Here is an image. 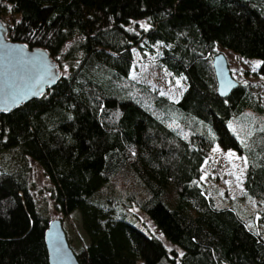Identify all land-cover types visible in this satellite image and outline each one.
<instances>
[{
	"label": "trees",
	"instance_id": "1",
	"mask_svg": "<svg viewBox=\"0 0 264 264\" xmlns=\"http://www.w3.org/2000/svg\"><path fill=\"white\" fill-rule=\"evenodd\" d=\"M0 20L9 41L44 50L58 73L69 66L38 98L0 112V151L22 161L0 167V264H47L49 221L27 160L52 184L56 211L80 212L79 264H264V107L241 82L219 97L211 65L219 46L258 59L264 79V0H0ZM140 20L147 30L125 29ZM132 49L184 78L177 101L130 78ZM247 114L256 120L241 143L228 121ZM213 144L245 159L255 213L218 203L201 181ZM131 205L163 241L136 226Z\"/></svg>",
	"mask_w": 264,
	"mask_h": 264
},
{
	"label": "rangeland",
	"instance_id": "2",
	"mask_svg": "<svg viewBox=\"0 0 264 264\" xmlns=\"http://www.w3.org/2000/svg\"><path fill=\"white\" fill-rule=\"evenodd\" d=\"M9 16H6L5 22H9ZM149 25L145 20L132 21L125 29L129 32L136 33L138 30H147ZM159 48L155 47L154 51ZM215 53H221L227 62L228 69L232 78L236 81L248 84L253 93L258 96L261 106L264 107V79L255 74L257 66L260 64L258 59H246L234 54L233 52L216 46ZM133 63L130 70V78L157 94L166 97L171 101H177L185 89V80L182 77H174L166 72L157 62L155 53L139 52L132 49ZM69 66L64 65L60 70V75L68 73ZM244 122L239 120V116L228 121V128L236 136V138L244 143L249 130L253 128L249 126L253 124L254 117L252 115L243 116ZM242 122V123H241ZM207 136L213 138L214 134L210 128H207ZM232 153V156H229ZM15 151H0V167L5 171H15L21 164ZM29 172L26 181L36 209L47 218L48 221L59 219L67 242L70 247L78 249L80 246L88 243L87 236L81 227L80 212L74 210L65 218L62 214L55 210L54 201L52 199L53 186L42 168L34 162L26 161ZM246 163L242 156L237 155L232 150H223L217 144L208 151L207 157L201 168V181L215 195V199L222 205H229L232 210L241 214L240 216H248L255 213V207L250 208V201L243 198V181L245 177ZM129 211L135 217L138 224L136 226L149 234L148 231L154 232L155 236H162L135 206L131 205ZM258 210V209H257ZM257 214L255 215V217ZM264 220V219H263ZM257 231L264 238V221L260 220ZM167 244V243H166ZM138 264H143L138 260Z\"/></svg>",
	"mask_w": 264,
	"mask_h": 264
},
{
	"label": "water",
	"instance_id": "3",
	"mask_svg": "<svg viewBox=\"0 0 264 264\" xmlns=\"http://www.w3.org/2000/svg\"><path fill=\"white\" fill-rule=\"evenodd\" d=\"M212 69L219 97H225L238 85L232 78L225 57L217 53ZM59 73L48 54L41 49H28L6 38V27L0 20V112L38 98L52 87ZM43 241L47 264H79L71 250L59 219L48 222Z\"/></svg>",
	"mask_w": 264,
	"mask_h": 264
},
{
	"label": "snow or ice",
	"instance_id": "4",
	"mask_svg": "<svg viewBox=\"0 0 264 264\" xmlns=\"http://www.w3.org/2000/svg\"><path fill=\"white\" fill-rule=\"evenodd\" d=\"M233 154L232 153H229V156H232Z\"/></svg>",
	"mask_w": 264,
	"mask_h": 264
},
{
	"label": "crops",
	"instance_id": "5",
	"mask_svg": "<svg viewBox=\"0 0 264 264\" xmlns=\"http://www.w3.org/2000/svg\"><path fill=\"white\" fill-rule=\"evenodd\" d=\"M246 169V168H245Z\"/></svg>",
	"mask_w": 264,
	"mask_h": 264
}]
</instances>
